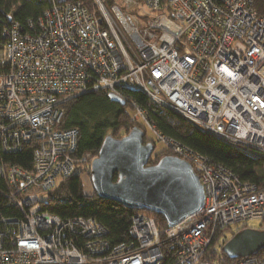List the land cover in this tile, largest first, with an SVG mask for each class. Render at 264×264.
I'll use <instances>...</instances> for the list:
<instances>
[{"label": "built area", "instance_id": "built-area-1", "mask_svg": "<svg viewBox=\"0 0 264 264\" xmlns=\"http://www.w3.org/2000/svg\"><path fill=\"white\" fill-rule=\"evenodd\" d=\"M40 1L48 8L35 22L6 24L0 17L8 65L0 74V156L32 146L30 172L0 158L5 196L20 212L0 217V264H158L162 238L173 244L172 264H264L258 256L228 262L213 250L234 226L264 227V187L160 135L124 94L142 92L264 160L263 6L257 0ZM99 90L124 100L132 122L142 120L155 142L189 163L204 193L199 212L162 232L136 212L126 242L111 245L95 220L64 222L41 210L40 196L67 178L75 161H87L74 158L78 133L60 129V106Z\"/></svg>", "mask_w": 264, "mask_h": 264}, {"label": "trees", "instance_id": "trees-1", "mask_svg": "<svg viewBox=\"0 0 264 264\" xmlns=\"http://www.w3.org/2000/svg\"><path fill=\"white\" fill-rule=\"evenodd\" d=\"M257 1L263 6L259 14L264 15V0ZM46 8L48 6L40 0H0V17L6 24L7 22H19L25 26L29 20L37 21ZM1 31L0 24V74H6L8 65L2 49L4 38H2ZM124 94L143 109L145 118L160 135L177 139L184 146H188L213 163L221 164L242 182L256 188L264 187V160L252 157L222 139L195 128L176 112L151 102L142 92L130 89L125 90ZM107 95L106 91L90 92L68 100L60 106L64 112L60 129H74L78 133L77 148L73 154L77 160L80 157H86L88 161L97 157L105 137L112 136L120 139L130 133L133 127L144 132V143L151 142L155 146V141L146 137L145 130H142L139 123L130 122L132 109L127 104L121 106L112 102ZM166 155H171L166 149L152 154L148 165H155L160 158ZM0 158L5 160V164L15 165L28 172L32 170V146L30 144L19 153L2 154ZM84 174L88 175L87 167L84 163L75 161L74 169L69 176L60 180L52 190L42 195L41 210L64 222L76 218L93 219L107 230L106 238L111 245L126 242L129 216L136 212L153 218L159 232L167 228L162 216L149 211H130L115 202L97 197L94 192L90 195L85 194L84 187H82ZM113 180H116V175ZM8 192L10 190L6 179L0 177V217L20 214L6 198L5 194ZM159 249L162 259L158 264H172L174 260L172 242H166L162 238ZM257 256L264 257V248L257 252ZM227 261L230 262L228 259Z\"/></svg>", "mask_w": 264, "mask_h": 264}, {"label": "water", "instance_id": "water-1", "mask_svg": "<svg viewBox=\"0 0 264 264\" xmlns=\"http://www.w3.org/2000/svg\"><path fill=\"white\" fill-rule=\"evenodd\" d=\"M108 99L121 106L125 101L113 93ZM144 132L136 127L120 139L107 136L90 163V185L95 195L130 211H149L162 216L166 227H174L203 207L204 193L189 163L166 155L148 165L154 152L144 143ZM116 175V180H113ZM264 248V230L245 227L221 248L229 260L256 256Z\"/></svg>", "mask_w": 264, "mask_h": 264}, {"label": "rangeland", "instance_id": "rangeland-1", "mask_svg": "<svg viewBox=\"0 0 264 264\" xmlns=\"http://www.w3.org/2000/svg\"><path fill=\"white\" fill-rule=\"evenodd\" d=\"M132 115H133V109L131 110V117H132ZM131 117L129 119L130 122H131ZM133 123H139V125L142 128V130H145L146 137L148 139H151V140L154 141V136L152 135V132L145 127V124L143 123L142 120L133 121ZM163 149H164L163 145L161 143H159V142L156 141L155 142V146H154V153L153 154L159 153ZM93 158H96V156L93 157ZM259 159H261V158H259ZM91 161H92V159H90V160L86 161V163H84V165L87 167L88 175H85L84 174L83 177H82V187H84V193L85 194H89V195L93 192V189H92V187L90 185V176H89V170H90V166H91L90 165ZM40 197H42V195ZM245 227H248V228H251V229H254V230L260 229V228L264 229V227L263 226L261 227V223H259L258 221L246 222L245 224H242V225H240L238 227H235L234 226V228L229 229V230H227V231L224 232V234H223L224 236H222V237L219 238L218 243L215 245V247H213V250L215 252H219L221 250V248H222V245L228 239H230L233 236L232 235L233 233H235L237 231H240V230L244 229ZM225 239H227V240H225Z\"/></svg>", "mask_w": 264, "mask_h": 264}, {"label": "bare ground", "instance_id": "bare-ground-1", "mask_svg": "<svg viewBox=\"0 0 264 264\" xmlns=\"http://www.w3.org/2000/svg\"><path fill=\"white\" fill-rule=\"evenodd\" d=\"M167 153H168V152H167ZM167 153H166V154H167Z\"/></svg>", "mask_w": 264, "mask_h": 264}]
</instances>
